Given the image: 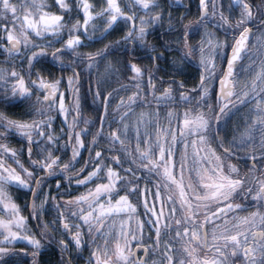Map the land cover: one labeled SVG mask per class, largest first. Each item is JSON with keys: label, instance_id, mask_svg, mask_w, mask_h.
<instances>
[{"label": "trees", "instance_id": "1", "mask_svg": "<svg viewBox=\"0 0 264 264\" xmlns=\"http://www.w3.org/2000/svg\"><path fill=\"white\" fill-rule=\"evenodd\" d=\"M19 4L17 19L38 14L36 2ZM86 19L80 25L81 35L92 16ZM67 22L76 25L74 16ZM153 27L150 44L144 39L132 48L109 41L99 48L100 55L95 48L81 51V35L58 29L56 46L70 47V54L56 53L57 65L50 76L64 87L67 79L73 82L67 97L53 105L54 119L36 111L44 108L36 79L48 72L12 66L15 78L0 93V169L10 186L21 188L14 202L22 208L6 201L1 216L4 245L14 244L24 254L52 251L42 239L40 247H32L33 237L27 243L34 228L32 218L48 239L56 224L43 221H63L76 229L73 264H134L129 248L139 232L149 234V243L162 251L164 242L175 244L173 238L164 237L176 227L177 189L182 186L176 173L192 171L194 153H181L179 141L195 135V119L208 115L209 106L206 99L180 98V87L192 82L170 54L176 36L163 40L159 20ZM86 43L92 46L91 41ZM22 138L38 140L31 162L30 147ZM54 163L64 165L62 174L40 180L30 215L35 167ZM76 174L82 178L71 177ZM123 196L135 209L117 211L115 203ZM18 236L22 240H16ZM22 252L11 253L0 264H33V258ZM42 264L69 263L56 255L45 256Z\"/></svg>", "mask_w": 264, "mask_h": 264}, {"label": "flooded vegetation", "instance_id": "2", "mask_svg": "<svg viewBox=\"0 0 264 264\" xmlns=\"http://www.w3.org/2000/svg\"><path fill=\"white\" fill-rule=\"evenodd\" d=\"M28 1L36 2L38 14L17 19L19 3L28 5ZM63 1L68 6H63ZM73 16L76 25H68L67 19ZM90 16L92 19L83 27L85 35H81L80 25ZM158 20L163 40L176 36L177 43L169 46L170 54L192 82L190 87H180V98L206 99L209 114L195 119L193 134L206 136L192 141V171L176 173L182 185L177 189L176 227L168 229L164 237L173 238L175 244L164 242L162 251L160 246L149 243V234L139 232L128 256L134 264H264V0H0V93L7 88L8 80L15 78L12 66H33L49 74L36 79L43 107L58 105L67 97L73 82L67 79L64 87L50 76L57 65L56 53L70 54V47L56 46L58 29L81 35V51L95 48L100 55L99 48L109 41H118L116 46L122 47L130 44L132 48L144 39L150 44L151 32L156 30L153 25ZM242 35L248 37L244 57L232 78L234 89L227 92L226 98L221 81ZM13 40L17 41L16 48L11 45ZM87 41H91V47H87ZM203 57L209 58L210 68L202 63ZM176 78L182 80L184 76L176 74ZM45 85L57 93L55 100L47 104L43 101L48 92L43 89ZM238 111L243 115L240 126L244 127V138L233 140L236 144L231 146L226 139L227 127L238 123L232 120ZM201 125L207 126V131ZM209 133L210 141L206 139ZM23 141L30 147L27 159L31 162L38 140L22 138ZM63 166L54 163L35 167L32 195L42 178L59 176ZM71 177L78 179L82 175ZM33 201H29V214ZM43 222L56 224L53 236L44 237L38 221L32 218L34 228L27 243L33 237L32 247H40L42 239L53 249L49 254L39 250L24 254L13 245L0 255V261L11 253L22 252L33 258V264H42L45 256L56 255L73 264L70 255L76 229L63 221ZM0 237L3 243L4 232ZM16 240L22 238L18 236Z\"/></svg>", "mask_w": 264, "mask_h": 264}, {"label": "rangeland", "instance_id": "3", "mask_svg": "<svg viewBox=\"0 0 264 264\" xmlns=\"http://www.w3.org/2000/svg\"><path fill=\"white\" fill-rule=\"evenodd\" d=\"M63 6H68V3L66 1L62 2ZM77 28H79V24H77ZM77 28L75 30H77ZM22 38L24 39L25 43L28 42V40H26V38L22 35ZM209 59V58H208ZM208 59L205 60V57H203L202 63L204 65H206L205 67H211V65H209ZM247 70V68H246ZM0 73H1V69H0ZM212 72L210 71V74ZM212 75L210 76V80H211ZM38 112L40 113H44V114H50L51 118H55L56 116V109H54V106H51V108H42L40 110H38ZM242 112L238 111V113H236L235 115H233L232 120L235 119L237 120V124L234 125V122L232 124H230L227 127V136L226 139L228 140V144L233 146L235 145L236 141L233 140H242V138H244V133H243V129L244 127H242L241 121H242V117L243 115L241 114ZM239 118H241V120H239ZM198 122V121H197ZM200 122V121H199ZM236 122V121H235ZM207 124V123H206ZM228 122L225 123V127L227 126ZM201 127L207 131V126L205 125H201ZM200 127V128H201ZM46 128L45 125H43V129ZM206 135H193L192 137H185L183 140H181L182 142L179 143V147L178 150H182V153L187 154V153H191L193 152V148H192V141L194 140L193 138H200L201 140L205 138ZM209 138V139H208ZM206 139H208V141H210V133L207 134ZM169 145H174V142H169ZM179 166V165H178ZM179 167H177L178 169ZM3 172L0 171V178L2 180H0V233L4 232V230H2V223H1V216H2V210L4 209L5 205H7L8 203L6 201H10L13 200L14 198H19V197H15L16 196V192L20 191L17 188H14L12 186H10L9 184H7V182H5V178L3 177ZM192 180V179H191ZM15 192V195L12 196V193ZM20 196V194H19ZM115 206L117 207V211L120 212L122 211H130L132 208L135 209V207L129 202V200L126 198V196H123L121 198H119V200L115 203ZM20 207L22 208V205H20ZM2 237H0V255L6 253V251L8 252L11 247L13 246L12 244H8V245H4L2 243ZM12 245V246H11ZM22 248L26 249V246L20 245Z\"/></svg>", "mask_w": 264, "mask_h": 264}, {"label": "water", "instance_id": "4", "mask_svg": "<svg viewBox=\"0 0 264 264\" xmlns=\"http://www.w3.org/2000/svg\"><path fill=\"white\" fill-rule=\"evenodd\" d=\"M248 37L246 35H242L240 37V39L236 42L235 47L233 49V52L230 55L229 61L227 63L225 72H224V76L223 79L221 81V86H222V93L226 94V98L228 97L227 93L228 91L234 89L232 86V78L233 75L235 74L236 68L239 64V62L243 59L244 57V49L246 47V43H247ZM11 45L13 47H17V41L13 40L11 41ZM43 89L47 92V95L44 98V103H49L51 101H54L57 93L52 91V88L50 85H45L43 87ZM36 190L34 191L33 195H32V200L35 196ZM31 209V208H30Z\"/></svg>", "mask_w": 264, "mask_h": 264}, {"label": "bare ground", "instance_id": "5", "mask_svg": "<svg viewBox=\"0 0 264 264\" xmlns=\"http://www.w3.org/2000/svg\"><path fill=\"white\" fill-rule=\"evenodd\" d=\"M2 107V106H1ZM3 175V174H2ZM12 246V245H11Z\"/></svg>", "mask_w": 264, "mask_h": 264}]
</instances>
